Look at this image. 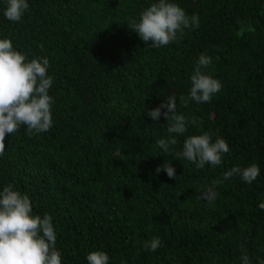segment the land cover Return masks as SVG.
Here are the masks:
<instances>
[{"label": "trees", "instance_id": "trees-1", "mask_svg": "<svg viewBox=\"0 0 264 264\" xmlns=\"http://www.w3.org/2000/svg\"><path fill=\"white\" fill-rule=\"evenodd\" d=\"M153 0H28L20 22L4 19L0 37L29 59L47 57L53 126L6 135L0 187L27 194L33 213L49 214L62 264H87L102 250L109 264H250L264 259V0H175L199 27L162 48L146 45L131 21ZM221 90L210 102L188 100L200 54ZM187 130L171 154L156 141L167 121L147 112L168 97ZM183 98V99H182ZM209 133L230 151L197 169L177 155L184 139ZM171 164L176 179L158 166ZM255 163L251 185L223 183L233 166ZM214 187L215 202L200 198ZM160 237L148 252L143 243Z\"/></svg>", "mask_w": 264, "mask_h": 264}, {"label": "clouds", "instance_id": "clouds-1", "mask_svg": "<svg viewBox=\"0 0 264 264\" xmlns=\"http://www.w3.org/2000/svg\"><path fill=\"white\" fill-rule=\"evenodd\" d=\"M2 14L10 22H20L29 9L28 0H0ZM199 17L188 15L175 0H153L131 21L130 29L148 46L162 48L175 42L185 29L198 28ZM212 64V57L200 54L190 76L188 100L196 104L210 102L221 88V82L204 71ZM49 59L34 57L29 59L18 51L7 37H0V158L5 155V137L25 127L27 133H46L53 126L51 108L54 98L49 94L53 77L48 73ZM183 99V98H182ZM148 117L166 119V136L156 141L164 154H171L177 144V137L187 130L186 117L176 111L175 97H168L157 107L147 112ZM229 144L223 138L213 140L204 132L187 136L178 156L183 157L197 169L206 165L220 166ZM163 171L170 179H176V171L171 164H163L155 169ZM261 169L255 164L246 167L233 166L222 174L223 183L231 177H239L251 185L257 180ZM217 192L214 187L200 192V198L208 203L215 202ZM258 207L264 211V200ZM57 233L49 214L33 213L30 197L14 190L11 184L0 187V264H62L61 252L55 247ZM162 246L160 237L153 236L143 243L148 252H155ZM240 264H250L246 251L241 250ZM87 264H109L110 257L102 250L88 253ZM258 264H264V259Z\"/></svg>", "mask_w": 264, "mask_h": 264}]
</instances>
